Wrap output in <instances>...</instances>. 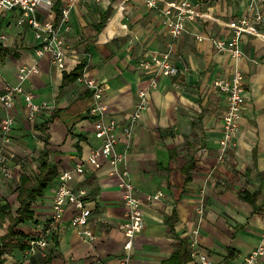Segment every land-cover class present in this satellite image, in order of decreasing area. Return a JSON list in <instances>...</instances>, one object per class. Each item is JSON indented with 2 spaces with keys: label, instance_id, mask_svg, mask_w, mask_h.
<instances>
[{
  "label": "crops",
  "instance_id": "crops-1",
  "mask_svg": "<svg viewBox=\"0 0 264 264\" xmlns=\"http://www.w3.org/2000/svg\"><path fill=\"white\" fill-rule=\"evenodd\" d=\"M54 1L51 14L39 10L41 20L59 19L69 0ZM162 1L176 5L181 0ZM192 2L200 16L175 39L146 0H75L71 30L65 34L70 49L65 69L53 64L50 55L37 57L33 30L18 26L21 10H0V44L9 50L0 53V93L19 83L21 67L37 65L39 73L23 86L36 103H48L35 122L23 96L16 97L10 111L0 108V123L14 117L10 134L0 126V153L6 159L0 164V264H121L128 256L120 228L125 207L119 180L110 174L107 158H101V168L88 162L101 146L88 113L92 92L74 77L65 78L82 62L89 76L107 88L106 121L119 123L117 150L128 152L131 180L142 200L146 225L130 264H164L188 244L191 252V233L197 228L215 264H244L264 243V40L245 34V57L239 61L219 53L214 39L232 36L226 22L251 13L250 0ZM10 14L13 21L6 19ZM253 28L264 34V23ZM166 51L179 68L176 76L140 68L142 60ZM236 69L245 75L247 103L234 145L221 159L228 103L214 83L231 78ZM141 90L149 92L150 104L127 137L123 129ZM44 151L58 176L31 201V219L18 221L23 179L36 182ZM77 164L86 173L76 174L71 187L86 191L92 211L88 228L95 238L72 227L77 210L69 205L53 229L46 256H30L25 250L29 241L42 238L52 220L60 174L74 171ZM158 192L165 196L151 201L149 196Z\"/></svg>",
  "mask_w": 264,
  "mask_h": 264
},
{
  "label": "built area",
  "instance_id": "built-area-1",
  "mask_svg": "<svg viewBox=\"0 0 264 264\" xmlns=\"http://www.w3.org/2000/svg\"><path fill=\"white\" fill-rule=\"evenodd\" d=\"M162 2V0H146L148 8L160 12L162 24L175 39L182 37L187 32L189 21L195 20L200 16L192 0H181L176 5L166 3L162 5ZM75 4V0H69L62 8L59 19H47L45 21L40 19L38 12L41 9L51 14L55 9L54 0H0V10H21L18 26H28L33 30L37 57L50 55L53 64L65 69L70 50L65 34L71 30V12ZM250 10L251 13L237 19L235 22H226L233 30V34L230 38L214 39L215 49L219 53L229 54L234 60L239 61L245 57L241 46L245 34L257 35L264 40V34L257 32L253 28V24L260 25L264 23V0H250ZM139 66L147 72L157 71L159 75L164 77H173L180 72L173 61L171 51L156 53L150 59L142 60ZM1 73L0 69V75ZM35 73H39L37 65L21 67L19 83L17 85H8L5 91L0 93V108L3 107L10 111L14 106L16 97L23 96L28 107L29 119L35 122L39 114L48 106L47 102L36 103L34 95L26 92L23 86V83L30 75ZM78 81L92 92L93 102L88 113L95 119L96 136L101 140V146L91 153L88 162L96 168H101V158H107L111 165L110 174L118 178L119 187L123 191L122 201L125 213L120 228L125 234L124 248L128 256L121 264H130L137 236L143 232L146 225L142 200L138 196L135 185L131 180V173L128 168V152H119L117 150L119 123L116 120L106 121V113L108 111V105L104 99L106 86L89 76L87 66L78 77ZM244 82L245 75L242 70L236 69L231 78L218 79L214 83L215 88L226 96L228 103V109L224 116V137L220 141L221 159H224L227 150L234 145L240 129L242 112L247 103ZM157 85V81L154 80L153 87L155 88ZM149 104V92L141 90L135 112L123 129L125 136L130 137L133 134L134 126H137L140 122L143 112L149 107ZM13 125L14 117L12 116L1 120L0 123L1 129L6 135L11 133ZM5 163L6 159L0 153V164L4 165ZM85 173V166L77 164L74 171L60 174L59 186L53 199L54 212L52 220L42 238L29 241L27 253L30 256L39 254L46 256L49 238L53 229L62 220L69 205H74L77 210L71 220L72 227L78 228L83 237L87 239L93 240L95 238L94 233L88 228L92 211L86 206V191L77 192L71 187V182L74 180L75 175H84ZM164 196L163 192H158L149 196V199L157 201ZM191 256L196 261V264H215L210 254L205 252L201 246L199 228L194 229L191 233ZM244 264H264V243L245 258Z\"/></svg>",
  "mask_w": 264,
  "mask_h": 264
},
{
  "label": "trees",
  "instance_id": "trees-1",
  "mask_svg": "<svg viewBox=\"0 0 264 264\" xmlns=\"http://www.w3.org/2000/svg\"><path fill=\"white\" fill-rule=\"evenodd\" d=\"M57 10H60V3L57 5ZM7 53L9 52L8 48L4 47L0 44V53ZM87 64L85 62H82L80 66L78 67L77 71L74 72L71 75H66L65 78H71L74 77V79L78 80V77L81 75L83 70L86 68ZM41 172L36 177V182L33 183L32 179L30 177H25L23 179L22 183V203L23 207L21 209V217L18 221H23L26 219H31L32 214H30L29 207L31 204V201L34 200L38 195H41L43 193V190L49 186L55 178L58 176V173L55 169V166L52 165L50 162L49 152L44 151L41 154ZM29 247L27 246L25 250H27ZM191 252H190V246L189 244L186 245L185 248H183L182 251L177 253L172 260L164 263V264H183L187 263L190 260H192Z\"/></svg>",
  "mask_w": 264,
  "mask_h": 264
},
{
  "label": "rangeland",
  "instance_id": "rangeland-1",
  "mask_svg": "<svg viewBox=\"0 0 264 264\" xmlns=\"http://www.w3.org/2000/svg\"><path fill=\"white\" fill-rule=\"evenodd\" d=\"M6 19H7V21H13V20H12V14H10L8 17H6ZM14 22H15V21H14ZM15 24H16V22L12 25V26H13L12 28H14V29L16 30V28H15L16 25H15Z\"/></svg>",
  "mask_w": 264,
  "mask_h": 264
}]
</instances>
